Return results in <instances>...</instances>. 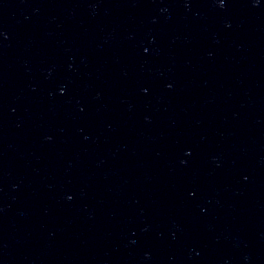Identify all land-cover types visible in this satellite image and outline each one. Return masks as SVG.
<instances>
[{
    "label": "water",
    "instance_id": "1",
    "mask_svg": "<svg viewBox=\"0 0 264 264\" xmlns=\"http://www.w3.org/2000/svg\"><path fill=\"white\" fill-rule=\"evenodd\" d=\"M0 264H264V0H0Z\"/></svg>",
    "mask_w": 264,
    "mask_h": 264
}]
</instances>
